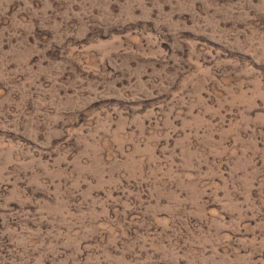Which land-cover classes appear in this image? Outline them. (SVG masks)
<instances>
[{
  "label": "rangeland",
  "instance_id": "obj_1",
  "mask_svg": "<svg viewBox=\"0 0 264 264\" xmlns=\"http://www.w3.org/2000/svg\"><path fill=\"white\" fill-rule=\"evenodd\" d=\"M0 264H264V0H0Z\"/></svg>",
  "mask_w": 264,
  "mask_h": 264
}]
</instances>
